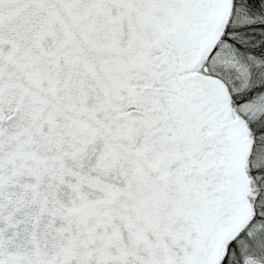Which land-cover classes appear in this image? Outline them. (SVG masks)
<instances>
[{"label":"snow or ice","instance_id":"snow-or-ice-1","mask_svg":"<svg viewBox=\"0 0 264 264\" xmlns=\"http://www.w3.org/2000/svg\"><path fill=\"white\" fill-rule=\"evenodd\" d=\"M0 264H264V0H0Z\"/></svg>","mask_w":264,"mask_h":264}]
</instances>
